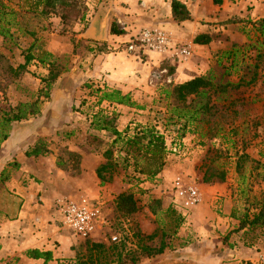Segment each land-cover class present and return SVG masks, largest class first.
Returning <instances> with one entry per match:
<instances>
[{"label": "rangeland", "instance_id": "1", "mask_svg": "<svg viewBox=\"0 0 264 264\" xmlns=\"http://www.w3.org/2000/svg\"><path fill=\"white\" fill-rule=\"evenodd\" d=\"M1 1L7 5L8 12H15L13 21L15 25L10 27V35H0V92L3 93V99L7 101L9 89L14 84L21 85L25 74L31 80L30 82L38 83L40 88L43 87L41 73L34 68L31 61L26 65H21L18 60L25 63V52L33 53L38 49L44 50L43 46L46 40L51 38L50 34H57L71 42L74 45V55L85 46H89L79 39L78 34L82 32V27L78 24L82 22L80 21L82 12L85 15L87 13L86 3L90 4L92 1L57 0L56 9L67 13L65 22L62 24L60 21L61 25L58 29L54 27L52 21H49L55 15H40L38 12L25 13L23 11L27 9V5L24 0ZM74 26L75 29H73ZM254 26L253 29H239L244 38L241 43L233 42L232 37L226 33L225 35L217 34L215 42L211 45L207 44V49L204 46V51L198 55L200 57L210 56L209 60H214L215 54L236 51L238 64L230 68V63L223 59L219 66L210 69L213 75L216 79L223 77L222 84L224 85L227 81L237 82L241 76L247 81L255 73L257 77L255 82L235 89L226 86L225 93L220 96L219 102L215 103L212 100L213 107L187 125L185 129H183L184 120L177 119V115L169 112L173 102L172 99H164L162 89L171 85L162 81V78L156 80V92L153 95L148 94L140 104V109L129 107L126 120L130 118L132 125L122 131L124 135H132L141 126H153L164 136L166 154L162 170L155 177L147 178L135 172L133 160L125 168L124 163L117 158L123 156V153L117 152L120 146L115 145L112 147V157L116 160L113 161L115 167L113 166L112 172L105 175L106 177L111 175V180L100 185L97 177L81 171V156L76 153V150H80L81 154L91 150L97 152L101 158V164H104L106 162L104 152L110 148V142L113 139L109 132L94 131L90 123L84 141H81L80 137L77 140H69L65 136L70 130L71 132L84 130L79 127L61 126L56 133L44 132V137L41 138L50 148L49 154L44 156L46 159L42 163H31L34 167H41V171L38 175L25 172L27 176L19 179L24 187L27 188L32 184L35 188L31 190L35 193L33 199L28 200V208L32 211L33 218L36 219L38 217L36 215L40 212L45 217L46 211L53 210L52 204L57 198L89 199L98 207L100 219L104 222L96 240H100L106 246L112 243V237H117L118 241L124 240L123 264H131V256L138 258L136 264H140L146 259L145 255L140 252L142 245L157 248L160 241H163L166 245L164 251H166L182 245L197 243L199 239L198 237L193 238L194 234L192 235L193 229L197 228L188 224L193 209L186 212L175 205L172 182L179 176L185 183L194 184L198 188L201 200L202 193H205L208 187L217 185L220 188L219 191L227 196L229 202L225 207L224 202L220 203L219 200L224 196L220 195L216 200L217 203L211 204V212L224 219L216 227L218 232L215 235L220 236L218 239L226 249L239 247L244 251L246 260H242V264H264L261 260L264 256V225L239 229L240 219L245 213L257 211L264 197V36H260ZM31 45L33 48L29 49ZM52 57L55 59L60 75L63 73L67 75L75 66L74 61L71 63V54L60 57L52 55ZM18 64L24 67L20 69ZM254 64L257 65L255 69ZM247 65H250V68H246ZM10 68L16 69L17 76ZM226 68H229L227 72L230 73L223 76ZM34 79L39 81H34ZM30 85L34 86L32 83ZM89 91H91L87 94L89 98L96 97L92 93L95 89L90 87ZM37 94L38 91L35 96L31 97L33 101L35 98L38 101L42 98ZM217 96L218 94L215 95ZM2 97L0 96V100ZM189 103L190 100L186 104ZM1 109L6 110L7 105H2ZM101 111L108 120L112 119L111 125L116 129L115 114L109 115L111 110L107 108ZM80 112L86 113L85 110ZM78 122H84V119ZM94 137L99 138L100 141H94L92 139ZM87 165H90V161ZM17 168L14 162H10L4 169L3 176L0 177V210L2 212L0 217L3 222L12 216L15 210H19L24 202L23 199L20 200L19 195H14L4 186L10 177L16 175ZM122 192L133 193L139 206L138 212L127 219L121 218L114 209L113 201ZM157 200L160 201L158 207L154 205ZM152 207H156L155 211L151 209ZM168 209L183 217V223L174 232L170 225L171 215L167 216ZM57 216L59 220L56 219V222L62 225L60 216L58 214ZM39 218L41 219V216ZM40 222V220L33 221L32 227L37 230L45 229L47 221H43L44 226ZM63 229L74 236L65 227ZM137 233L140 237H137ZM149 235H154V238L147 240L146 236ZM85 242L90 243L91 240L82 241L83 247L76 250L74 259L62 264L85 262L88 255ZM155 256L157 255L151 257ZM115 259L112 254H107V257L96 256L93 261L94 264H110V261H113L111 264H116Z\"/></svg>", "mask_w": 264, "mask_h": 264}, {"label": "crops", "instance_id": "2", "mask_svg": "<svg viewBox=\"0 0 264 264\" xmlns=\"http://www.w3.org/2000/svg\"><path fill=\"white\" fill-rule=\"evenodd\" d=\"M91 1L90 4L86 3L87 13L78 24L82 27L78 37L89 46H85L86 48L81 51L77 50V54L74 55V45L71 42L57 34H50L51 38L46 40L43 49L56 57L71 54V63L74 61L75 66L67 75L63 73L57 77L49 98H41L38 101L39 113L12 125L8 139L2 143L0 173L10 162H14V166L18 167L16 175L10 177L4 186L9 192L19 195L20 200L23 199L24 202L6 221L3 222L0 217V264H62L71 262L76 250L81 248L82 240L67 233L62 225L56 222L59 217L53 210L46 211L45 217L40 212L36 219L33 218V213L28 208V200L33 199L35 193L31 190L35 188L32 184L24 187L19 179L27 176L25 172L38 175L41 171V167H34L31 163H42L46 157H26L25 150L32 146L37 138L44 137V132L56 133L61 126L79 127L84 130L81 132L70 130L65 136L69 140H77L80 137V140L84 141L89 123H92L91 119L96 114H103L101 111L103 108L111 110L109 115L115 114L116 130L122 135H124L122 131L132 125L130 118L126 120L129 107L106 101L99 102L97 96L89 98L87 94L91 92L90 87L101 90L100 93L103 89L116 90L121 95H129L131 101L140 106L148 94L153 95L156 92V80L159 78L166 84L174 86L194 77L208 75L212 71L210 69L220 63L222 53L215 54L214 60H209L210 56L200 57L198 54H202L207 44L215 42L217 34L226 33L232 37L233 42L241 43L244 38L239 29H253L256 21L264 19V0H223L221 4H214L212 0L191 4L186 7L190 19L181 22H176L173 18V0ZM49 21L53 22L56 29L61 25L57 16L50 18ZM112 27L119 33H112ZM143 28H163L171 32L174 41L190 47L192 57L184 62H178L175 59H167V55L153 52L135 57L123 51H113L117 46L131 40ZM87 34H91L92 38H88ZM200 35L207 36L209 42L205 45L195 44L194 39ZM38 52L35 50L33 53L30 51L25 53L33 55ZM18 61L21 65H26L20 62L22 60ZM31 64L40 71L41 78L48 76V65H41L36 59H33ZM13 72L17 76L16 69H13ZM26 75L21 85L14 84L9 89L7 101L0 92L2 97L0 107L6 104L7 107L14 108L19 104H33L36 101V98L33 101L31 97L35 96L40 85L30 82ZM3 92L6 93V90L3 89ZM82 110L86 113L80 112ZM81 119H84V122H78ZM76 153L81 156V171L96 177L95 170L102 163L98 153L91 150L81 154L78 149ZM88 161L90 165H87ZM208 188L202 193L200 204L193 208L188 219V224L197 228L192 232L193 238H199L197 243L168 249L155 257L146 258L140 264H242V260H246L241 248L226 249L218 239L220 236L215 235L218 232L216 227L224 219L211 212V204L217 203L216 200L223 195L224 198L219 200L227 207L229 199L225 194H221L217 185ZM39 220L42 226L43 221H47L45 229L37 230L32 227L33 221ZM31 250L48 253L51 259L44 261L29 258L26 252Z\"/></svg>", "mask_w": 264, "mask_h": 264}, {"label": "trees", "instance_id": "3", "mask_svg": "<svg viewBox=\"0 0 264 264\" xmlns=\"http://www.w3.org/2000/svg\"><path fill=\"white\" fill-rule=\"evenodd\" d=\"M223 0H213L214 4H221ZM57 0H24V3L27 5V9L23 12L25 13H36L40 15H55L60 18L61 23L63 24L67 18V13L62 12L56 9ZM7 5L3 4L0 0V35L8 36L10 35V27L14 26V16L15 12H8L6 10ZM172 15L176 22H181L189 20L190 16L186 7L179 2H172ZM85 14L82 12L80 21H83ZM256 31L260 33V36H264V19L258 20L254 24ZM112 33L116 32L113 27L111 28ZM209 38L205 35L197 36L194 39L195 44L205 45L209 42ZM33 48V45L30 47ZM37 54L28 53L25 57V64L29 63L33 59H36L41 65H48V76L42 79L43 87L38 90L37 96H42V98L47 99L50 97V93L53 90V84L55 83L57 77L60 75V71L56 68L55 59H52V55L45 50L38 49ZM225 60L230 63V68L235 67L238 64L237 53L236 51H224L222 52L221 60ZM221 60L219 62H221ZM220 63H218V66ZM20 66L19 68H23ZM256 64L253 65L255 69ZM246 68H250V65H247ZM229 68H226V73ZM235 71V70H234ZM210 71L206 76L194 77L186 82L177 84L174 86H167L162 89V94L164 99L171 100L173 106L170 107L169 112L172 115H177V119H183V129L187 125L191 124L198 119L200 115L206 114L214 104L212 100L217 103L221 99V95L225 93V87L229 86L232 89L240 88L243 86H249L253 84L256 80V74L253 73L249 80L245 81L244 77H240L237 82L227 81L226 84H222L223 77L216 79V77ZM95 90L92 93L99 97V102L106 101L109 103L121 104L127 107H137L135 102H132L129 95H121L120 92L116 90L103 89ZM215 97V95H217ZM190 100L189 104H186ZM170 103V102H169ZM39 113L38 99L33 104H19L14 108L7 107L5 110H0V151L1 146L4 141L9 137L10 130L12 125L19 123L20 121L26 119L28 116H35ZM107 116L102 114L94 115L92 120V130L94 131H107L109 132L113 139L110 142V148L105 150L104 158L106 162L101 164L95 170L96 177L100 181V185H103L106 182L111 180V175L106 177L107 173L112 172L113 166L115 167L116 161L113 159L112 147L115 145L120 146V150L117 152L123 153V156H118L117 158L124 163L126 168L129 165L130 161H134V171L146 176L147 178H152L158 175L163 167L164 155L166 154V146L164 136L156 130L153 126H141L137 131L132 135H122L111 125L112 119L108 120ZM201 121V120H200ZM182 137V135H181ZM94 141H100L99 138H92ZM49 154V148L44 139L37 138L35 143L32 146H29L25 150L26 157H38L46 156ZM3 176V172L0 173V177ZM114 209L121 218L127 219L138 212L139 206L137 205V200L133 193L131 192H122L118 194L114 201ZM155 206L160 205V201L157 200L154 202ZM156 207H152L155 211ZM154 213V212H153ZM170 219V225L172 226L173 232L176 231L181 224L183 223V217L180 214H176L171 209L167 210V216ZM239 229L245 227H261L264 225V197L260 203L258 210L253 213H245L244 216L239 221ZM137 237H140V234H136ZM154 235L146 236L147 240H152ZM88 241V240H86ZM87 247V260L80 264H94L93 258L96 256L107 257V254H112L115 256L116 264H123V251L125 249L124 240H119L115 243H111L109 246H106L100 240H91V242H85ZM83 247V245H81ZM166 245L163 241H160L159 247L157 248H148L145 245L140 246V252L145 255L146 258H149L153 255L161 254ZM95 255V256H94ZM26 256L33 259H44L48 261L51 259L50 254L43 253L38 250H31L26 252ZM130 256V255H127ZM95 260V259H94ZM131 264H136L138 258L131 256ZM110 264L113 261L109 262ZM249 264V263H248Z\"/></svg>", "mask_w": 264, "mask_h": 264}, {"label": "built area", "instance_id": "4", "mask_svg": "<svg viewBox=\"0 0 264 264\" xmlns=\"http://www.w3.org/2000/svg\"><path fill=\"white\" fill-rule=\"evenodd\" d=\"M187 7L191 4L210 2L212 0H173ZM113 51H123L127 54L139 57L146 52L167 55V59L186 61L192 57L189 46L174 41L171 32L163 28L139 30L128 42L117 46ZM175 205L186 212L198 206L201 202V194L194 184L185 183L179 176L172 182ZM52 209L61 219L63 227L72 232L79 240H94L97 238L103 221L100 219L99 209L89 199L57 198L52 204ZM118 241L112 237L111 242ZM264 262V256L261 257Z\"/></svg>", "mask_w": 264, "mask_h": 264}, {"label": "water", "instance_id": "5", "mask_svg": "<svg viewBox=\"0 0 264 264\" xmlns=\"http://www.w3.org/2000/svg\"><path fill=\"white\" fill-rule=\"evenodd\" d=\"M87 37L90 38L91 37V34H87ZM92 38V37H91Z\"/></svg>", "mask_w": 264, "mask_h": 264}]
</instances>
